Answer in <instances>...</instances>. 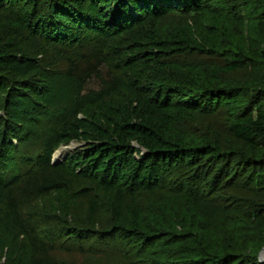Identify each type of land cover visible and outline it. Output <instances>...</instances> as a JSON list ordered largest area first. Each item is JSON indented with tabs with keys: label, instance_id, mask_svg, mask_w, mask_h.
<instances>
[{
	"label": "trees",
	"instance_id": "1",
	"mask_svg": "<svg viewBox=\"0 0 264 264\" xmlns=\"http://www.w3.org/2000/svg\"><path fill=\"white\" fill-rule=\"evenodd\" d=\"M210 2L0 0V66L29 63L48 47H65L77 52L69 77L82 81L103 68L109 80L99 96L80 102L68 119L52 126L49 137L40 133L41 144L32 149L25 145L29 135L0 119V231L22 237L26 264H75L56 260L57 252H115L127 264H264L258 258L264 248V91L258 89L264 83L255 73L264 68V49L227 41L224 21ZM261 2L240 0V6L264 25ZM176 12L202 15L208 23L197 34L165 36L161 21ZM194 55H214L222 62L186 90L168 75L179 60ZM3 68L0 95L24 92L32 98L30 86ZM237 72L246 80L221 86L222 77ZM245 91L254 96L228 131L246 148L236 162L244 172L257 168V187L248 190L252 199L242 210L216 209L214 194L230 173L229 156L211 144L194 146L175 127L187 114L213 113L223 104L240 108ZM71 142L84 148L67 152L54 165V152ZM201 162L175 180L178 192L168 189L173 172ZM206 162H219L213 175L202 170ZM153 201L163 214L149 217ZM206 212L218 221L185 227L188 217ZM180 228L194 235L184 237L191 247L164 250L182 239Z\"/></svg>",
	"mask_w": 264,
	"mask_h": 264
},
{
	"label": "rangeland",
	"instance_id": "2",
	"mask_svg": "<svg viewBox=\"0 0 264 264\" xmlns=\"http://www.w3.org/2000/svg\"><path fill=\"white\" fill-rule=\"evenodd\" d=\"M210 1L209 5L211 4L213 6V10L218 18L224 21L222 31H225L227 41H231L237 45L243 44L245 46H255L264 49V25H262L257 17L240 6V0H238L239 3H236L235 0ZM261 3L264 6V0ZM207 23L208 19L202 15L176 12L162 19L159 31L165 36H170V34L175 36L183 32L197 34ZM76 55L77 52L74 49L48 47L44 51L33 54L29 63H14L7 66H0V68L4 67L3 69L6 70L8 75L10 74L17 81L20 80L27 83L28 87L30 86L29 90H25L32 93V98H30L31 95L25 94L24 92L17 93L11 98L0 95V119H2V125L10 124L22 131V135H25L23 133L29 135L28 142L25 144L28 149H32V147L41 144L38 136L40 133L44 131L43 133H45L46 137H49L52 132V126H56L61 121L68 119L79 108L80 102L96 97L97 95L99 96L106 87L109 80L103 68L99 69L91 78L82 81H77L69 77L67 69L70 61H73ZM179 61L181 63L178 66L170 69V74L168 72H165V74H169L168 76L172 78V83L179 84L186 90L190 88V83H198L200 77H205L208 67L222 62L214 55H194L191 58L189 56ZM255 73L261 76V81L264 83V68H258ZM156 74L159 77L164 73L157 72ZM244 78L245 73L237 72L222 77L219 83L223 87H237L238 84L246 80ZM151 81L149 83L153 82ZM258 91L263 92L264 88L260 86ZM253 96L254 94L251 91H245L240 94L238 102L240 108L231 109V107L223 104L213 113L195 112L193 114H187L186 118L178 121L175 127L177 133L183 135L194 146L211 144L217 147L220 152L228 154L229 157L227 160L230 163L227 161V167L230 173L228 178L224 177L220 180L219 186L217 187L219 194H214V197L218 195L212 203L216 209L227 206V211H230L235 206L234 209L242 210L241 208L246 206V201L252 199L249 196L250 191L248 190H253L257 187V182L253 177L254 171L257 168H249L244 172L243 165L240 162H236L246 155V148L239 140L234 139L228 131L230 121L240 113L247 111L246 104L251 101ZM257 101L256 99L254 103L256 102L258 106ZM262 103L261 101L259 102L260 105ZM38 116L40 117L38 118ZM2 125L0 122V129ZM134 146L137 145L135 144ZM63 147L79 150L84 148V144L71 142ZM60 151V149L56 150L52 159L54 157L56 159L59 158ZM231 156H235V159L233 158L232 161ZM206 159L210 158L208 157ZM241 160L243 161V159ZM203 162L192 166H188V163L187 165H183L185 169L182 173L173 172L172 170L173 174L166 181L168 189L175 193L178 192L179 186L176 185L175 180L179 178L184 179L189 176L191 169L194 170L198 165H202ZM212 163L206 162V165L204 164L202 167L207 168H202V170L208 172V169H211L210 174L213 175L219 162H216L217 164L215 162ZM235 169L238 173L234 177H231ZM258 169L260 170L261 168L259 167ZM262 183V189H264V182ZM202 188L203 184L200 189ZM262 196L264 197V191H262ZM262 201L264 202V199ZM150 206L152 207L147 210L149 217L150 214H163L161 204L158 201H153ZM215 215L206 212L205 216H197L195 218L190 216L188 217L187 224L184 225L185 227L186 225L189 226L190 229L193 227L199 228L200 225L211 221V218L215 219L217 217ZM217 221L218 219H215V222ZM178 231V235L182 239L178 241L177 246L163 248L164 250L174 249L179 246V248L188 251L191 247L189 238L186 240L184 237H193L192 232L187 231L186 228L185 231L182 228ZM159 246L161 248L162 244L159 243ZM263 250L264 248L259 251L258 258L261 257L264 259ZM182 255H185L183 250ZM52 256L58 261L75 264H127L115 252H108L102 255H79L57 252L53 253ZM27 260L28 254L25 252L22 237L14 238L8 232L0 231V264H26Z\"/></svg>",
	"mask_w": 264,
	"mask_h": 264
},
{
	"label": "water",
	"instance_id": "3",
	"mask_svg": "<svg viewBox=\"0 0 264 264\" xmlns=\"http://www.w3.org/2000/svg\"><path fill=\"white\" fill-rule=\"evenodd\" d=\"M61 151H63L64 152V154L65 153H67V152H70V151H73V148H69V147H60L59 148ZM62 155L59 159H56L55 157L52 159V163L54 164V165H56V164H59L60 162H62V160L64 159V156L65 155ZM263 253H264V250H263ZM259 260H260V262L261 263H264V259L263 258H261V257H259Z\"/></svg>",
	"mask_w": 264,
	"mask_h": 264
},
{
	"label": "bare ground",
	"instance_id": "4",
	"mask_svg": "<svg viewBox=\"0 0 264 264\" xmlns=\"http://www.w3.org/2000/svg\"><path fill=\"white\" fill-rule=\"evenodd\" d=\"M60 152H62V153H63V151H60Z\"/></svg>",
	"mask_w": 264,
	"mask_h": 264
}]
</instances>
